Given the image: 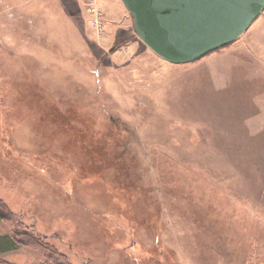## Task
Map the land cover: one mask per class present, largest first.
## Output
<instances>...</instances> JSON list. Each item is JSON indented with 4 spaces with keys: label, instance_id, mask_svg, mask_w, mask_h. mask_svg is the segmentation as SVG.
Segmentation results:
<instances>
[{
    "label": "rangeland",
    "instance_id": "1",
    "mask_svg": "<svg viewBox=\"0 0 264 264\" xmlns=\"http://www.w3.org/2000/svg\"><path fill=\"white\" fill-rule=\"evenodd\" d=\"M56 1L0 0V264H264V12L177 65Z\"/></svg>",
    "mask_w": 264,
    "mask_h": 264
},
{
    "label": "water",
    "instance_id": "2",
    "mask_svg": "<svg viewBox=\"0 0 264 264\" xmlns=\"http://www.w3.org/2000/svg\"><path fill=\"white\" fill-rule=\"evenodd\" d=\"M135 34L172 64L195 62L235 43L264 12V0H122Z\"/></svg>",
    "mask_w": 264,
    "mask_h": 264
},
{
    "label": "trees",
    "instance_id": "3",
    "mask_svg": "<svg viewBox=\"0 0 264 264\" xmlns=\"http://www.w3.org/2000/svg\"><path fill=\"white\" fill-rule=\"evenodd\" d=\"M0 221L2 219L0 218ZM38 240L33 234L19 233L15 230L13 235H1L0 236V257L4 254L16 251L22 245L26 246H36ZM49 261L46 264H66L61 256H56V254L49 255Z\"/></svg>",
    "mask_w": 264,
    "mask_h": 264
},
{
    "label": "crops",
    "instance_id": "4",
    "mask_svg": "<svg viewBox=\"0 0 264 264\" xmlns=\"http://www.w3.org/2000/svg\"><path fill=\"white\" fill-rule=\"evenodd\" d=\"M48 1H49V3H57L58 1H56V0H47V3H48ZM67 2V1H66ZM69 2V1H68ZM60 3H64V2H62L61 0H60ZM69 3H81V1L80 0H71V2H69Z\"/></svg>",
    "mask_w": 264,
    "mask_h": 264
}]
</instances>
